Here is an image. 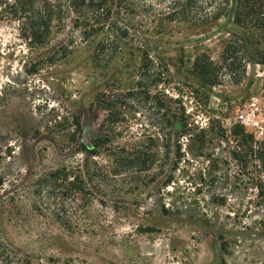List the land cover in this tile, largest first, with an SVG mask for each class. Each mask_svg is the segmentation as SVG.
Listing matches in <instances>:
<instances>
[{
  "label": "rangeland",
  "instance_id": "rangeland-1",
  "mask_svg": "<svg viewBox=\"0 0 264 264\" xmlns=\"http://www.w3.org/2000/svg\"><path fill=\"white\" fill-rule=\"evenodd\" d=\"M231 34H241L231 13L207 30L170 24L142 70L138 58L98 59L94 42L53 60L57 42L31 44L16 22L0 21V264H221L217 221L189 201L222 195L224 219L243 187L225 180L196 195L201 151L193 146L196 161L172 172L163 135L169 99L180 97L201 126L240 125L262 139L264 67L215 87L192 70L200 54L218 61ZM87 137L94 148L83 147ZM150 138L155 165H118L126 144L146 148ZM227 260L264 264V244L233 246Z\"/></svg>",
  "mask_w": 264,
  "mask_h": 264
},
{
  "label": "trees",
  "instance_id": "trees-1",
  "mask_svg": "<svg viewBox=\"0 0 264 264\" xmlns=\"http://www.w3.org/2000/svg\"><path fill=\"white\" fill-rule=\"evenodd\" d=\"M230 13L241 34H231L218 61L200 54L192 67L194 75L211 87L226 79L240 83L250 64L264 67V0H0V21L16 22L25 41L39 46L57 42L53 60L65 59L80 46L94 42L98 59L138 58L142 70L154 65L155 40L168 25L207 30ZM169 104L164 112L163 157L167 165H174L172 172L182 163L193 164L196 160L190 152L198 146V157L208 166L199 173L195 194L226 180L235 189L243 187L246 195L229 204L230 214L224 219L219 210L228 202L222 195L210 197L208 203L205 199L189 201L188 206L195 207L205 222L217 221L221 264H228L233 246L247 241L264 244V131L257 140L240 125L228 130L209 119L203 127L180 97L169 99ZM118 119L117 113L111 115V124ZM155 142L150 138L146 148L145 142L126 144L118 165H155L160 154L150 153L149 148ZM95 145L90 137L83 140L86 149ZM173 180L170 177L167 186ZM210 206L215 209L208 213Z\"/></svg>",
  "mask_w": 264,
  "mask_h": 264
},
{
  "label": "built area",
  "instance_id": "built-area-1",
  "mask_svg": "<svg viewBox=\"0 0 264 264\" xmlns=\"http://www.w3.org/2000/svg\"><path fill=\"white\" fill-rule=\"evenodd\" d=\"M242 118V117H241Z\"/></svg>",
  "mask_w": 264,
  "mask_h": 264
}]
</instances>
